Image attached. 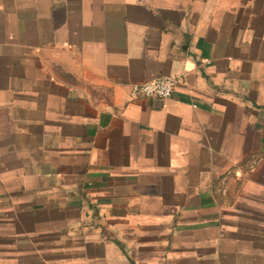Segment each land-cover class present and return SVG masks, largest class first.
<instances>
[{
  "label": "crops",
  "instance_id": "obj_1",
  "mask_svg": "<svg viewBox=\"0 0 264 264\" xmlns=\"http://www.w3.org/2000/svg\"><path fill=\"white\" fill-rule=\"evenodd\" d=\"M0 264H264V0H0Z\"/></svg>",
  "mask_w": 264,
  "mask_h": 264
},
{
  "label": "built area",
  "instance_id": "obj_2",
  "mask_svg": "<svg viewBox=\"0 0 264 264\" xmlns=\"http://www.w3.org/2000/svg\"><path fill=\"white\" fill-rule=\"evenodd\" d=\"M181 75L157 76L131 84L128 95L130 98H157L165 99L172 95L175 87L181 82Z\"/></svg>",
  "mask_w": 264,
  "mask_h": 264
}]
</instances>
